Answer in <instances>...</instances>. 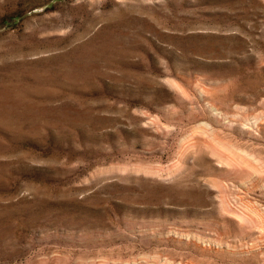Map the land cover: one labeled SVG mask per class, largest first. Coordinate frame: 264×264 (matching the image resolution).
<instances>
[{"label":"rangeland","instance_id":"rangeland-1","mask_svg":"<svg viewBox=\"0 0 264 264\" xmlns=\"http://www.w3.org/2000/svg\"><path fill=\"white\" fill-rule=\"evenodd\" d=\"M0 264H264V0H0Z\"/></svg>","mask_w":264,"mask_h":264}]
</instances>
